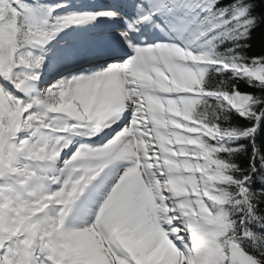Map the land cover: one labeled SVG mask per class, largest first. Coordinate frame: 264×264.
I'll list each match as a JSON object with an SVG mask.
<instances>
[{"label":"snow or ice","instance_id":"obj_1","mask_svg":"<svg viewBox=\"0 0 264 264\" xmlns=\"http://www.w3.org/2000/svg\"><path fill=\"white\" fill-rule=\"evenodd\" d=\"M18 3L0 0V78L18 91L39 79L37 69L44 60L43 55L27 60L19 53L21 47L43 49L69 25L120 15L109 8L71 12L50 21L41 17L37 23L36 13L21 11ZM249 7L241 0L222 8L215 0L172 5L148 0L146 7L137 5L142 14L119 30L134 53L126 61L62 78L27 100L0 84V181L16 179L12 186L0 184V264H264V248L257 255L242 244V238L253 246L264 240V234L247 226L264 228V216L254 203L264 193L250 191L248 176L237 179L232 174L235 165L220 155L236 150L229 140L255 128L223 126L226 113L234 110L259 121L264 109L256 112L249 94L234 84L229 90L226 81L214 82L209 75L230 71L264 85V56L249 59L232 49V54H218L211 41L207 50L191 41L183 47L168 42L137 46L128 37L129 30L157 13L176 8L188 15L199 8L205 15L196 36L220 28V39H247L259 21ZM50 13V8L43 9L44 16ZM18 68L27 70L22 77L16 75ZM61 105L65 111L53 110ZM126 110L130 119L103 145L82 144L64 160L62 179L46 175L47 162L58 158L73 134L95 136ZM115 161H126L127 167L104 195L94 220L66 226L74 202ZM176 165L199 166L218 175L220 182L210 190L223 202L208 199L203 190L199 197L173 195L165 182L177 173ZM182 174L197 182L202 177L200 171ZM257 179L264 183V173ZM45 182L59 187L50 191ZM236 212L242 213L239 224L232 218Z\"/></svg>","mask_w":264,"mask_h":264},{"label":"bare ground","instance_id":"obj_2","mask_svg":"<svg viewBox=\"0 0 264 264\" xmlns=\"http://www.w3.org/2000/svg\"><path fill=\"white\" fill-rule=\"evenodd\" d=\"M69 1L70 2H66V4L62 6V8L60 7L59 11L64 10V9H69V8L70 9L73 8V11H71V12H81L80 10L82 8H87L89 10H95L98 8H102V9L112 8V9L118 10L120 15L117 17H113L111 19H109L107 17H97L96 20L91 21V22H85V23H81V24H73L76 27L71 26L66 31V33H71L72 35L78 34L79 35L78 38H75V39H73L74 37H71L72 39L67 38L66 33L63 31L64 30V28H63L61 31L54 34L53 38L50 39L43 46V49L38 47V49L40 50L39 52L42 55L51 56V59L52 58L54 59L53 62L60 60L59 61L60 64L62 62H64L63 59L69 60V58H75V56H77V55H78V57H80L81 52L85 53L88 50H90L91 48L97 49L98 45H95V44H98L97 43L98 41H106V40L111 39V37H112L111 33L108 35H105V36H101L99 34V31L105 30L108 27L113 26L112 24H115V23H116V25H114V26H117L118 21L123 22V23H118V24L124 25V22L127 23V20L130 17H132V19H130L128 21L132 22V20L136 19L140 14H142L140 12V10L137 8V5L139 4L142 7H146V5L148 3L147 0H91V1L90 0H75V1L69 0ZM67 14H65V15H67ZM126 17H128V18L126 19ZM104 18H106V19L104 20ZM114 20H116V21H114ZM151 22L152 21H150V23L149 22H146L144 24L142 23V26H144L142 28H149V27L151 28ZM146 24H148V25H146ZM154 26H153V28H154ZM135 30L137 32L143 33L142 34L143 38H142L141 34H138L139 40H145V41H148V42L150 41V42H154V43H156V41L157 42H163L164 41V42H168V43L175 42L176 41L175 37L180 38L179 34L181 33V32L179 33L180 27L175 22L173 24L171 22L170 26L166 27V28L156 27L155 33L146 34V33H144L145 30L142 32L141 30H138V27H136ZM96 31H98V32L96 33ZM93 32H95V33H93ZM113 34L116 35V37H121L119 35V31H116V33H113ZM55 37H59V38L61 37L62 39H64V42H59L55 46L52 45V40ZM78 40H81L82 42L88 41V42H90L89 44H91L92 47H87L86 45H84V43H82V48L87 47L86 49H83V50L77 49L76 52H75V50L69 51L70 46H75V45H76V47L80 46V44L78 45V43H79V42H77ZM178 43H180V41ZM178 43H177V45H179ZM45 50H47L48 53H45ZM65 51H67V52L62 54ZM60 53H61V55H60ZM75 53H77V54L74 55ZM66 57H68V58H66ZM125 59L127 60V58H123V60H125ZM47 60H49V58H47ZM47 60H43L44 63H49L46 66V68H48L50 70V68L56 66V65H53L52 60H50V61H47ZM99 61H95L91 66H85L83 68V70L84 71L90 70V68L97 65V63H99ZM44 63H42V64H44ZM59 63H57V64H59ZM40 67H42V66H40ZM46 68H44L45 69L44 71H46ZM22 75L23 74H21L20 76H22ZM70 76L71 75L68 73L65 76H63L62 78L67 79ZM62 78H58L55 81L51 80L53 82L50 81V82L46 83L44 86H42V84H40L38 87L33 86V89L31 87L28 89H26L24 87L23 90H20L22 92V93L21 92L20 93L23 96H24L23 93H29L30 94V92H33V94L37 95V94H39V92H41V89H42V92L46 91L48 89L49 85L55 84L56 82H58ZM30 90H32V91H30ZM126 112H127V110L122 112L118 116V118L116 119L115 123L118 124ZM115 123H113V124H115ZM113 124H111L108 128L104 129L105 133L109 132V130ZM101 132L96 134L95 136H92L89 138L101 137L102 136ZM75 140H76V138H71L72 142L69 143L68 147L64 148L62 150V152H60V153H62L63 155L68 154V149L71 146L77 145L74 142ZM65 159H67V158H64V160ZM64 160H63V162H64ZM60 162H61V159H56L54 163L52 162V163L47 164L46 173H48V176L49 175L57 176V177H60L62 179L63 176L60 173L61 168L58 167V166H60ZM63 162H62V165H63ZM54 164H56V165H54ZM50 165H53V166H50ZM48 166H49L50 170L48 169ZM121 167H123V163L119 162V161H115L111 165L106 167L107 169L103 173V175H102V173H100L96 178L93 179V180H95V182H94L95 184L93 186L88 185L86 187L84 193L81 194V196H82L81 200H78L79 199L78 198L74 202V205L72 207V211L69 213L70 215H68V217L66 218V221H65L66 223H68V227H71L70 225L76 226V227L87 225V224H89V221L91 223L92 217H91V214L89 216V213L94 209V207H96V205L98 203H100L103 200L104 195L106 194V192L109 189V184L114 182L117 179V173H118V171H120ZM108 176L110 177V180L109 181L104 180ZM45 183H46L45 187L48 190L51 189L52 185H59L57 183H48V182H45ZM57 188H58V186H56L55 190ZM87 216H89V220H88ZM185 236H187V235L185 234Z\"/></svg>","mask_w":264,"mask_h":264},{"label":"trees","instance_id":"obj_3","mask_svg":"<svg viewBox=\"0 0 264 264\" xmlns=\"http://www.w3.org/2000/svg\"><path fill=\"white\" fill-rule=\"evenodd\" d=\"M193 3H200L201 0H191ZM242 3L250 5L249 13L251 15L259 17L257 25L250 30V34L247 39H241L238 41H229L226 39H220L217 33L220 28H213L211 31L206 32L201 38V44L204 50L209 47L208 41H211L213 50L218 54L229 55L228 50L232 49L234 52L241 53L242 56L251 58L253 56H264V0H241ZM236 3V0H215V6L218 8L230 7ZM204 16L195 20L196 29L198 28L199 21ZM234 43L241 45L240 48H234ZM244 45H247L244 47ZM247 62V61H245ZM210 79L214 82H218L221 79L227 82L229 90L234 84L236 88L242 93L249 94L256 103L253 105L256 112H261L264 109V85L259 84L256 81L251 83L247 78L234 76L230 71L215 72L210 71ZM228 119L222 121V125L228 128L236 130L253 129L247 135L237 136L228 141L230 147H234L236 150L232 152H222L220 155L231 164L235 165V169L232 174L237 178L248 176V180L245 181L246 186L253 193H264V183H262L257 177L264 173V168H261V161L264 160V115L260 116L259 121L255 119H249L244 116H240L236 111L232 110L226 113ZM255 168V171L252 169ZM255 210L260 216H264V195L254 201ZM242 215L241 212L232 214V218L239 224V218ZM252 231L264 234V228L258 227L255 223H248L247 225ZM243 246L251 252L259 254L258 250L264 248V240H257L255 246L249 239L242 238ZM264 259V257H261Z\"/></svg>","mask_w":264,"mask_h":264},{"label":"rangeland","instance_id":"obj_4","mask_svg":"<svg viewBox=\"0 0 264 264\" xmlns=\"http://www.w3.org/2000/svg\"><path fill=\"white\" fill-rule=\"evenodd\" d=\"M72 1H75V0H72ZM148 1V0H147ZM66 2H70L69 0L67 1V0H45V1H37L36 2V5L35 6H31L30 5V3L28 2V3H24V4H19L18 3V7L20 8V10L21 11H24L25 9H28V8H30V9H32L35 13H36V17H37V20H36V22L38 23L39 22V19L41 18V17H43L44 19H47V20H52L53 18H56V17H62V16H64L65 14H69L70 13V10L69 9H64V10H60L59 11V9H60V7L62 8V6L63 5H65L66 4ZM165 2L166 3H169V5H172L173 3H179V0H165ZM51 9V13H50V15H47V16H44V14H43V9ZM100 9H102V8H98V9H95V10H89V9H86V8H84V9H82L83 11H96V10H100ZM185 12H186V10L185 9H176V8H173V10L171 11V12H163V13H157L156 15H154L153 17H152V19L150 20V21H152L151 22V28L149 27V28H142V27H144V26H142V23H140V24H138V25H136V27H139L138 28V30H141L142 32L145 30V32L144 33H146V34H148V33H155V28L156 27H159V28H166V27H169L170 26V24H171V22H172V24L175 22V23H177L178 24V26L180 27V30H179V36H180V38L179 37H175L176 38V40H177V42H179L180 41V43H178L179 44V46H185L186 44H188V42L189 41H191L192 42V44L193 45H196V46H199V47H201V48H203V46L201 45V43H200V36H196L195 35V33H196V28H195V23L193 22V20H194V17H195V15L193 14V11L191 12V13H189L188 15H185ZM133 21V20H132ZM150 21H147V22H149L150 23ZM144 23H146V22H143V24ZM153 24V25H152ZM146 25H148V24H146ZM155 25V26H154ZM71 26H75V25H69V26H67L68 27V29L71 27ZM153 26H154V28H153ZM76 27V26H75ZM66 28V27H65ZM64 28V29H65ZM142 28V29H141ZM148 29V30H147ZM150 29V30H149ZM109 30H103V31H99V34L101 35V36H103V35H107V33H109L108 32ZM98 31H96V33H97ZM93 33H95V32H93ZM53 38V37H52ZM59 38H55V41H53L52 42V45H57L59 42H64V39H60V40H58ZM157 42V41H156ZM84 43H87V42H84ZM76 44V43H75ZM182 44H184V45H182ZM79 45V44H78ZM25 46H28V45H25ZM79 50V49H82V46L80 47V48H75L74 50H75V52H76V50ZM35 50V49H34ZM36 51V50H35ZM22 56H24L27 60H31L32 59V57H34V56H39V55H34V54H32V53H30V52H24V53H22V52H19ZM40 53V52H39ZM45 53H48V51L47 50H45ZM46 58V56H44V60H46L45 59ZM44 64H46V63H44ZM43 65V64H42ZM41 65V66H42ZM42 68H39V69H37V71L39 72V74H40V76H39V79L37 80V81H39L38 82V85L39 84H43L44 82L45 83H47V82H49L50 81V79H51V77L50 78H47V77H45V78H42L41 76L42 75H46V74H44V73H41L40 72V70H41ZM48 70V68H46V71ZM27 70H25V71H20V72H16V75L17 76H20L21 74H25V72H26ZM22 75V76H23ZM21 76V77H22ZM47 78V79H46ZM44 83V84H45ZM0 84H3L7 89H8V91H10L11 93H13L14 95H17V96H20V97H22L23 99H25V100H27V99H29L31 96H36L35 94H32L31 92V95L29 94V93H23L24 94V96L21 94L22 92L21 91H18L17 89H15L13 86H12V84H10L8 81H6V80H4V79H2V78H0ZM27 87H29L28 85H26ZM26 86H25V88H26ZM31 87V86H30ZM29 87V88H30ZM26 89H28V88H26ZM33 89V88H32ZM30 91H32V90H30ZM21 92V93H20ZM46 92V91H45ZM40 94H43V93H39V94H37V95H40ZM26 95V96H25ZM28 96V97H27ZM121 113H119L118 114V116L120 115ZM21 136H23V133H21ZM111 138V137H110ZM63 150V149H62ZM64 153V152H63ZM74 152H72V153H70L69 154V156H68V158H70V156L73 154ZM60 156H62V153H60L59 154V159H61V161H63L64 160V158H65V156L63 157V158H60ZM58 159V158H57ZM52 162V161H51ZM38 162H33V164L35 165V164H37ZM39 163H43V162H39ZM47 164H49V163H47ZM54 165H56V164H54ZM50 166H53V165H50ZM48 169H49V166H48ZM50 170V169H49ZM122 173V170L119 172V174H121ZM119 174L117 173V179H118V176H119ZM46 175L48 176V173H46ZM49 176H51V175H49ZM116 176V175H115ZM10 177H7V178H5L4 180L5 181H7L8 179H9ZM104 180H106V181H109L110 180V177L108 176V177H106V179H104ZM103 180V181H104ZM116 181V180H115ZM114 181V182H115ZM114 182H112V183H110L109 184V189H110V187L113 185V183ZM10 186V185H9ZM108 189V190H109ZM52 190H55L54 188L53 189H51V191ZM81 198H82V196H81ZM102 202V201H101ZM101 202H100V204H101ZM92 212V211H91ZM91 212L89 213V216H90V214H91ZM70 215V214H69ZM89 216H87L88 217V220H89ZM91 222H92V220H91ZM89 223H90V221H89ZM65 224H66V226H68V223H66L65 222ZM71 227H73L72 225H70Z\"/></svg>","mask_w":264,"mask_h":264},{"label":"clouds","instance_id":"obj_5","mask_svg":"<svg viewBox=\"0 0 264 264\" xmlns=\"http://www.w3.org/2000/svg\"><path fill=\"white\" fill-rule=\"evenodd\" d=\"M54 111H65V107L63 105L53 109ZM177 173L173 177L172 180L166 181V185H170L169 190L173 195H194L199 197L201 191L203 190V195L210 200H213L217 203H222V197L214 194V191L210 189H215V184L219 183L218 175L209 174L206 170L201 169L199 166L196 167H183L180 168L179 165H176ZM192 171H200L202 172V177L199 182L196 181V178L193 176H184L183 172H192ZM202 186H204L202 188ZM191 190V191H190ZM204 213L207 215H211L207 208L202 209Z\"/></svg>","mask_w":264,"mask_h":264}]
</instances>
